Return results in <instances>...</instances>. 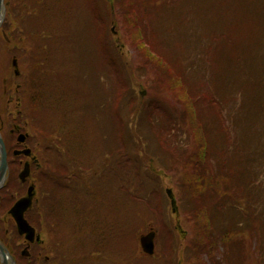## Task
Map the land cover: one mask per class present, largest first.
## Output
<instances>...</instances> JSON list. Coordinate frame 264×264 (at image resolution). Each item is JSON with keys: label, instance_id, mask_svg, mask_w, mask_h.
Listing matches in <instances>:
<instances>
[{"label": "rangeland", "instance_id": "obj_1", "mask_svg": "<svg viewBox=\"0 0 264 264\" xmlns=\"http://www.w3.org/2000/svg\"><path fill=\"white\" fill-rule=\"evenodd\" d=\"M114 1L115 7L112 0H108L110 5L106 0H43L41 9L40 0L37 21L25 22L26 34L33 29L39 35L41 31L53 33L50 45L41 37L37 42L25 39L18 54L31 81V94L40 100L37 116L40 114L42 124L30 119V131L62 134L57 139L62 147L55 153L48 150L47 160L61 165L66 174L70 172L65 169L68 162L86 170L78 185L72 182L76 177L70 176L64 199L73 204L77 198L89 222L78 230L57 227L51 233L48 229L45 253L50 264H67L70 255L72 264H196L182 250L190 245L192 233L186 212L195 214L193 203L198 201L192 202L184 184L177 182L179 168L196 180L198 173L205 171L204 180L209 183L202 192H214L209 185L219 179L213 177L210 166L228 173L226 185L233 186L243 178L238 174L245 165L244 150L264 149V138L258 135L264 126V0H134L139 15L134 23V14L126 10L123 0ZM139 43L161 58V64L150 61ZM40 44H44L49 60L29 67L26 57L33 60V50L41 51ZM0 51L2 79L10 55L1 42ZM162 66L169 68L161 70ZM141 89L145 90L143 96L139 95ZM211 93L216 109L202 99ZM198 96L201 100L196 110ZM189 101L194 102L193 119L204 124L210 140L207 161L200 159V166L196 156L201 135L196 120L186 119ZM234 105L240 112L235 124ZM164 116L167 120L161 124L158 118ZM47 120L57 121V125ZM173 121L180 126L174 131L168 126ZM59 125L62 129L57 132ZM160 128L165 131L162 135ZM170 130L178 134H168L162 148L160 140ZM150 160L157 172L150 167ZM172 160L174 166L169 169L167 162ZM115 161L117 165L110 168ZM42 183L48 192L58 195L61 191L49 176ZM222 186L216 187L213 198L206 195L212 198V205L224 201ZM167 187L175 196L177 215L171 211ZM234 192L236 198L243 196L235 189L229 197L233 198ZM222 213L221 217L226 210ZM43 217L51 221V211ZM176 220L187 231L186 236L176 231ZM215 221L217 226L225 225L220 217ZM256 222L264 234V216ZM150 228L158 231L154 257L145 255L139 245L140 235ZM211 234L219 238L215 230ZM176 243L179 252L171 247ZM258 248L254 237L242 260L238 246L236 264H259ZM225 249L219 243L216 258H221ZM32 250L37 252L35 247ZM93 253L98 258L89 260Z\"/></svg>", "mask_w": 264, "mask_h": 264}, {"label": "flooded vegetation", "instance_id": "obj_2", "mask_svg": "<svg viewBox=\"0 0 264 264\" xmlns=\"http://www.w3.org/2000/svg\"><path fill=\"white\" fill-rule=\"evenodd\" d=\"M38 15L39 0H0V42L7 48L10 55L7 73L0 79V137L2 139V144L0 141V244L4 251L14 258L13 264H50V257L45 253L46 243L49 240L45 232L48 233V229L51 233L55 232L57 227L78 230L89 222V216L79 206L76 195V202H72L73 204L68 202L69 199H64L66 195L64 188L68 187V182L72 178L70 176H75L72 182L77 183L79 176L84 175L85 168L81 167L80 170L78 163L68 162L65 169H69L70 172L66 174L61 165H55L47 160L46 152L50 150L55 153L58 146L62 147L61 142L58 140L60 145L58 143L46 145L44 136L47 137L48 134H43L42 130L38 129L30 131V122L42 124L40 114L37 116L40 111V100L31 94L32 86L28 85L31 81L23 72L18 54L24 49L25 39L33 42L39 40L40 37L35 29L29 34L24 31L25 22L28 19L37 21ZM32 58L34 61L31 56L26 57L29 67L39 62L37 50H33ZM2 69L1 61L0 71ZM34 82L32 81L33 88H35ZM26 97L28 98L25 100ZM51 121L53 120L48 122ZM21 133H25L26 136L24 141L19 142ZM61 136L62 134H58L57 139ZM49 139L52 138L49 137ZM26 149H29L28 153L24 152ZM46 176L61 187L58 195L46 191L45 183H42ZM81 183L82 180L79 181L80 186ZM28 198V204L19 202ZM67 205L70 207L67 208ZM50 211L51 221L43 217L50 214ZM80 213L82 214L81 223H77ZM21 214L32 225L39 240L30 241L25 234L19 233L15 216ZM50 245L53 246L52 243ZM33 247L37 252L32 250ZM93 258L90 257L89 260ZM72 259L70 255L67 264H72ZM7 262L12 264L10 258H7ZM0 264H4L1 257Z\"/></svg>", "mask_w": 264, "mask_h": 264}, {"label": "trees", "instance_id": "obj_3", "mask_svg": "<svg viewBox=\"0 0 264 264\" xmlns=\"http://www.w3.org/2000/svg\"><path fill=\"white\" fill-rule=\"evenodd\" d=\"M106 2L109 4L108 0H106ZM112 2H113V6L115 7V1L112 0ZM123 2L126 10L128 12L132 11L134 14L133 23L135 21L138 22L139 21V15L137 12L138 2H135L134 0H123ZM41 3H42L41 9H44L43 0H41ZM30 20L31 19H28V21ZM43 21H44V17L41 12V19H40L41 30H43V24H42ZM103 33H105V23H104ZM38 36L41 37L40 40L44 41L48 45H50L51 41L53 40V33H49V31L48 32L41 31L40 35L38 34ZM138 47L144 49L145 54L146 56H148L150 61L161 64L162 62L161 58L156 57L153 54L152 50L145 45V43H139ZM40 49L42 53L39 49H37L38 61L43 64L49 60V55H46V51H45L46 49L44 44H40ZM39 62L38 64L34 65V67L38 66L40 64ZM164 68H169V67L162 66L161 70ZM215 91H217V89H215ZM236 97H237L236 94L232 96V100L234 103L236 102ZM213 98H214V93H211L209 95L204 94V97L202 99H207L208 103L211 104L214 107V109H216L218 105H216L217 103L213 100ZM199 100H201V97L200 96L196 97L197 108L200 107V105L198 104ZM233 108H234L233 122L235 124L237 121V114L240 112L238 111L239 108L237 109V106L234 105ZM185 111H186L185 113L186 119L190 118L192 120L193 114L189 106L185 108ZM185 114L181 112V116ZM160 115L161 114H159V116ZM158 119L161 122V124H164L165 121L167 120L165 116L159 117ZM50 124L56 126L57 121L55 122L51 121ZM168 126L171 130H175L176 127L180 128L178 122L175 121L171 122ZM61 129H62L61 125H59V127L56 128V131L58 132ZM171 130L165 135L164 140L159 139L161 141L159 144L162 145V148H165L166 146L165 142L168 141L167 139L168 134H172ZM190 131L191 130H189V132ZM196 131L199 132L201 135L199 151H197V156H196L197 158L196 165L199 164L198 166H200L202 162L207 161L210 140L207 135V132L204 129V124L197 120H196ZM159 133L162 135L165 133V131L161 129ZM258 135L264 138V126L260 129V131H258ZM47 137L52 138L54 140V143H58L57 133L56 134L49 133ZM251 149L252 148H247L246 150H244V156L242 157L243 161H245V165L240 166V173L238 174V177L243 175L242 181L234 183L233 186L231 184L229 186L226 185V181H227L226 178H228V173L220 171L221 167L210 166V170H213L212 171L213 177H215L216 180L219 179V183L215 182L214 184L209 185V187H212L214 189V192L208 191L209 194H212V198L214 197L213 194H215L216 187L225 185V187L222 186L223 187L222 194L224 197V201L220 200L218 206L212 205V198L207 199L206 196L208 194L207 192H202V190L207 188V185L209 183V181H206V179L204 180V177L206 175L205 171L201 170V172L198 173V178L196 180L195 176L187 175L186 172L184 175L182 172L183 167L179 168L181 170V173L178 177L177 182H182L184 184L182 188L183 189L186 188V191L190 193L192 202H195V200L198 201L196 202L197 205L193 203L195 214L194 212H186V222L188 226L192 229V233L190 237V245H186L185 249L182 250L183 252L186 251L188 253L187 254L188 259L190 258L195 259L196 264H236L235 252H238V246H240V257L243 260L244 251L251 246L252 239L254 237L259 242V248H258L259 255L256 258V260L260 261L259 264H264V234L260 230L261 228L259 223L256 222V220H258L259 217L264 216V149L260 147H256L253 151H250ZM227 151L228 149L226 148L225 153ZM223 154L224 151L221 150L220 155L223 156ZM237 158L238 157H235L236 160ZM200 159H202V162L200 161ZM167 165L169 169H173L174 161L173 160L168 161ZM220 166L223 167L225 165L220 164ZM232 176L234 177L233 174ZM194 180L195 182L200 180L201 183L199 184L195 183L194 185L189 182V181L194 182ZM235 189L240 190L243 196L240 198H236L237 194H235L234 192L233 198L229 197L231 196L230 191H233ZM227 205H229L230 208V209L228 208L227 211L228 213L230 212V215L232 217L228 225H226L227 222H225L228 219L227 213L226 216L221 217L220 215V213L224 211ZM196 209L199 210V214L197 215H196ZM195 215H196V222H194ZM219 217L221 218V223L225 224L226 226L225 225L217 226L215 219ZM212 230L216 231L220 240L219 238L217 239V237H213L212 234L210 235V232ZM246 236L248 237V239L246 238ZM219 243L220 244L222 243L226 247V249L225 252L224 251L222 252L221 258H216L217 254L220 253L218 251ZM171 247L174 251H178V252L180 251L179 250L180 245L178 243H176L174 246L172 245Z\"/></svg>", "mask_w": 264, "mask_h": 264}, {"label": "water", "instance_id": "obj_4", "mask_svg": "<svg viewBox=\"0 0 264 264\" xmlns=\"http://www.w3.org/2000/svg\"><path fill=\"white\" fill-rule=\"evenodd\" d=\"M0 141L2 144V139L0 137ZM168 194H171V190L168 189L167 190ZM172 204H175L174 200L172 199ZM17 222L19 223V231L20 233H27V237L32 239L33 236V230L30 228V226L27 225L26 221L21 217V215H17L15 216ZM153 237H154V233H148L145 235H142L140 237V242L142 245L143 250L148 253V254H152L153 253V247H154V242H153ZM6 252L3 249V246L0 244V255H2L3 257V261L5 264H7L6 262Z\"/></svg>", "mask_w": 264, "mask_h": 264}]
</instances>
